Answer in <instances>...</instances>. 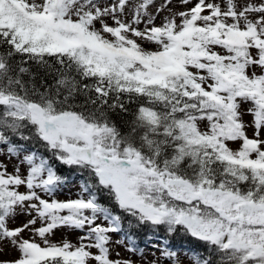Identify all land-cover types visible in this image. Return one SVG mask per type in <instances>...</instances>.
<instances>
[{"label":"snow or ice","instance_id":"obj_1","mask_svg":"<svg viewBox=\"0 0 264 264\" xmlns=\"http://www.w3.org/2000/svg\"><path fill=\"white\" fill-rule=\"evenodd\" d=\"M9 254L264 264V0H0Z\"/></svg>","mask_w":264,"mask_h":264},{"label":"rangeland","instance_id":"obj_2","mask_svg":"<svg viewBox=\"0 0 264 264\" xmlns=\"http://www.w3.org/2000/svg\"><path fill=\"white\" fill-rule=\"evenodd\" d=\"M58 198L59 199H66L67 198V193L62 194ZM114 239H115V237H114ZM120 251H122V250H120ZM11 258H12L11 254H9V255H0V259H11Z\"/></svg>","mask_w":264,"mask_h":264}]
</instances>
